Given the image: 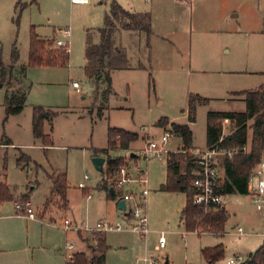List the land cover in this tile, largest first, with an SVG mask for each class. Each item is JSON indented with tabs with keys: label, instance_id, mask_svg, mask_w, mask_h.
<instances>
[{
	"label": "rangeland",
	"instance_id": "1",
	"mask_svg": "<svg viewBox=\"0 0 264 264\" xmlns=\"http://www.w3.org/2000/svg\"><path fill=\"white\" fill-rule=\"evenodd\" d=\"M117 1L126 10L149 12L152 35L149 39L144 33L138 36L117 34L118 42L126 47L130 64L141 62L147 70L115 71L109 99L104 103L102 97L95 99L94 85L85 74L86 47L88 40L100 43L99 29L104 25L113 0H90L88 4H73L70 0H38L37 3L0 0V50L6 70L4 77H0V181L7 180L17 196L16 201L30 202L37 216H48L53 222L47 224L22 215L23 218L1 219L0 264H65V245L79 244L77 232L62 227L63 219L70 218L68 215L87 220L94 226L112 208L114 214L110 219L122 220L123 213L118 208L120 191L117 197H108V189L99 187L103 184V174L93 163L94 158L108 157L104 149L109 127L140 136L128 151H114L110 156H124L128 163L130 153L139 155L135 163L147 172L150 193L146 212L150 229V224L155 222L156 232L151 229L152 234L149 233L146 240L128 229L106 232L107 242L112 246L106 264H134L148 255L157 256L162 263L168 258L171 264H208L202 250L218 244L225 246V256L213 264H226L236 255L249 257L263 244L258 214L250 195L226 196L230 217L224 233L187 232L180 222L186 194L159 190L166 179L167 154L144 160L142 153L148 141H160L167 133H171V137L166 149L173 153L183 149L182 138L173 132L170 121L188 124L193 131L194 148L205 149L209 111L246 110L245 95L236 92L252 91L264 85V0ZM32 26L43 38L56 35L69 42L67 67L27 66ZM66 29L69 35L64 33ZM14 46L20 58L11 78ZM22 66H26L25 71ZM74 81L79 83L81 91L73 87ZM10 84L26 92L21 130L19 122H5L4 105ZM190 95L208 99L207 103L197 104L194 123L188 120ZM33 106L58 113L45 130L52 132L53 147H44L33 135ZM98 108H102V116L98 115ZM162 118L167 125L158 124ZM251 124L252 121L249 126ZM223 127L225 136L234 130L228 120L223 122ZM5 134L15 142L14 147L1 146L2 142H7ZM251 138L252 129L249 128L248 151ZM22 153L28 158L18 161ZM53 171L67 173L69 203L54 198L47 205L37 207L49 195L47 175ZM82 181L92 193L90 201L86 199V190L78 187ZM26 193L31 201L20 198ZM0 214L19 215L15 200L7 201ZM57 217L63 219L54 223ZM239 227L247 235L238 234ZM161 232L167 239L165 249L158 243ZM13 235L22 237V249L21 245L13 244L10 246L12 252L6 250L4 243ZM28 239L30 249L23 248ZM43 242L45 247H41ZM141 242L144 248L140 247ZM59 249L62 255H58ZM14 255L20 258L10 262Z\"/></svg>",
	"mask_w": 264,
	"mask_h": 264
},
{
	"label": "trees",
	"instance_id": "2",
	"mask_svg": "<svg viewBox=\"0 0 264 264\" xmlns=\"http://www.w3.org/2000/svg\"><path fill=\"white\" fill-rule=\"evenodd\" d=\"M38 0H32L37 3ZM119 30H127L138 33H144L150 39L152 35V18L149 12H131L124 9L119 3L113 1L110 12L105 17L103 27L99 29L100 43L93 44L88 40L86 47L85 74L94 85L95 99L102 97L103 102H107L111 93L113 70L129 69L131 64L126 51L116 43V34ZM55 40L42 39L35 31V27L30 29V44L27 66L29 67H67L70 62L69 44L65 47L55 45ZM148 48L150 44L148 43ZM20 58L19 52L14 46L11 55L10 76L13 77V71ZM23 71L26 66L21 67ZM137 68H145L139 64ZM5 66L2 61V52L0 50V77L5 75ZM12 82V81H11ZM10 82V83H11ZM25 90L16 88L10 84L5 99L6 119L10 115L19 114L24 110L26 102ZM236 94L245 95L246 110L243 112L228 111H209L207 113V147L211 148L220 145L226 148L243 147L248 144V130L252 129L251 147L247 153L240 152L231 159H224L222 167L225 173L222 182L221 191L226 196L231 194H248V179L256 164L261 160L264 152V85L256 90L236 92ZM207 103V98H201L197 95H190L188 99V120L190 123L196 121L197 104ZM98 115L102 116V108H98ZM58 115L56 111L43 106L33 107L32 127L35 138L42 141L43 146L48 148L53 146L52 137L45 133L44 126L46 122H51ZM162 118L158 124L167 125ZM228 120L233 124V132L225 136L223 122ZM252 124L249 126V122ZM172 130L179 135L183 141V149H191L193 145V131L188 124H172ZM140 139L138 133L127 131L122 128L109 127L107 131V147L104 153L107 168L102 171L103 179L99 185L101 188L108 189V196L117 197L119 190L114 186V171L125 164L126 157H111L110 153L114 151H128L132 143ZM7 139L6 143L10 144ZM131 154V153H130ZM130 160L136 161L139 155ZM28 158L22 153L20 161ZM185 159V160H184ZM186 155L182 153L170 152L167 155V179L162 184L161 189L167 192H181L186 194V204L182 212V219L185 223L187 232H196L198 235L211 232L222 234L225 232L226 224L230 215L227 210L220 213L205 212L201 208L193 205L191 197L187 192L188 186L192 180L191 164L186 162ZM185 162L183 165L182 162ZM184 168V170H183ZM51 180V188L46 198V205L51 199L59 198L63 203H68V192L70 185L66 173L53 171L48 175ZM114 189V193L111 192ZM89 196V191H86ZM22 200L30 198L29 193L20 196ZM10 186L7 183H0V203L16 200ZM87 243L91 256L85 252L74 254V261L66 264H106V255L110 249L107 244L105 233H92L83 238ZM94 242V244L92 243ZM202 254L209 264H213L225 256V246L218 244L213 247H207L202 250ZM244 264H264V244H262L254 253L250 254Z\"/></svg>",
	"mask_w": 264,
	"mask_h": 264
},
{
	"label": "built area",
	"instance_id": "3",
	"mask_svg": "<svg viewBox=\"0 0 264 264\" xmlns=\"http://www.w3.org/2000/svg\"><path fill=\"white\" fill-rule=\"evenodd\" d=\"M150 2L151 0H147ZM73 4H88L90 0H71ZM66 35L70 34L69 30H64ZM59 47L67 46L66 41H56ZM73 87L80 90L77 81L72 82ZM171 133L164 134L160 141L151 140L145 145L142 153V159L148 160L150 157H158L162 154H169L165 147ZM186 155V162L191 164L192 180L188 186L187 192L191 197L193 205L201 208L206 213H220L226 210V195L221 191L222 182L225 173L222 167L224 159H231L240 152L247 153V145L243 147L226 148L219 144L211 148H191L177 151ZM85 179H89L85 176ZM114 186L120 191V201L125 200L126 209L123 210L122 220L108 221L100 220L96 225L91 226L88 222L83 221L77 224L72 218H65L62 221V227L66 231L89 232V233H106L108 231L131 230L140 237L146 239L150 233L149 220L147 216V199L150 193L149 180L147 172L139 164L129 160L114 171ZM80 188H86L84 182L79 183ZM248 195H250L254 208L258 214L261 227V236L264 244V152L261 160L256 164L248 179ZM90 196V194H89ZM15 208L19 215L29 219H36L37 216L30 202L23 204L16 201ZM56 223V222H54ZM197 233V231H196ZM238 234L247 235L242 227L238 228ZM159 247L166 248L167 239L164 232L159 236ZM76 244L74 242L65 245V257L67 262L74 261ZM70 252V253H68ZM248 257L236 255L229 258L226 264H244ZM134 264H163L155 255H148L139 258Z\"/></svg>",
	"mask_w": 264,
	"mask_h": 264
},
{
	"label": "crops",
	"instance_id": "4",
	"mask_svg": "<svg viewBox=\"0 0 264 264\" xmlns=\"http://www.w3.org/2000/svg\"><path fill=\"white\" fill-rule=\"evenodd\" d=\"M71 1V0H70ZM113 1H116L117 3H119L117 0H113ZM90 3V2H89ZM120 4V3H119ZM27 5V3H23V6H26ZM121 5V4H120ZM122 6V5H121ZM123 7V6H122ZM124 8V7H123ZM128 11H130V10H128ZM131 12H140V13H145V12H147V11H145V12H141V11H137V10H134V11H131ZM118 33H124V34H127V35H130V36H138L137 34H141V33H138V32H133V31H127V30H119L118 32H117V34ZM117 34H116V43H117V45L119 46V47H121V48H123L125 51H126V47L125 46H123V44L122 43H120V42H118V40H117ZM40 36V35H39ZM41 37V36H40ZM42 39H46V40H51V39H54L55 40V45H56V41H58V40H60V41H66V40H61V39H58L57 37H56V35L55 36H52V37H50V38H43V37H41ZM67 42V44H69V42L68 41H66ZM57 46V45H56ZM126 53H127V51H126ZM141 62H139V63H135V64H131V68H129V69H121V70H123V71H129V70H135V71H145V70H147L146 69V67L145 68H142V69H139V68H137V66L140 64ZM115 71H119V70H113L112 72H111V77H112V75H113V73L115 72ZM112 84H113V78H112ZM17 88V87H16ZM18 88H21V87H18ZM9 89V88H8ZM77 89V88H76ZM112 90V89H111ZM77 91H81V90H78L77 89ZM5 106V105H4ZM34 107V106H33ZM25 108H26V106H25ZM25 108H24V110L21 112V113H19V114H15V115H10L7 119L5 118V122H10L11 120H14L13 122L15 123V122H19L18 123V125L20 126V120H22L21 118H23V112H25ZM6 109V108H5ZM32 116H33V109H32ZM14 118V119H13ZM7 123V124H8ZM47 123H49V122H46L45 123V126H44V131L46 130V125H47ZM173 123H175V122H172V121H170L169 122V125H172ZM172 127V126H171ZM20 128V130L22 129V127L20 126L19 127ZM191 128V127H190ZM53 129L54 128H51V131H53ZM192 130V129H191ZM32 131H33V127H32ZM45 133H46V131H45ZM46 134H48V135H50L51 137H52V140H53V136H52V132L51 133H46ZM6 136H7V134H5ZM34 135V134H33ZM7 139H9L10 140V144H3V142L1 143V146H6V147H14L16 144H15V142L11 139V137H9V136H7ZM42 142V141H41ZM135 143V142H134ZM53 144H54V140H53ZM133 144V143H132ZM131 144V145H132ZM42 145H43V143H42ZM54 146V145H53ZM53 146H51V147H53ZM48 148H50V147H48ZM49 174H51V173H48V175ZM67 174V173H66ZM47 175V176H48ZM48 179H49V177H48ZM166 179H167V172H166ZM166 179H165V181L162 183V184H164L165 182H166ZM50 180V179H49ZM7 183L8 184V182H7V180L5 179L4 181H0V183ZM83 182V181H82ZM81 183V182H80ZM162 184L160 185V188H159V190L160 191H162V192H166V193H168V194H172V193H181V192H167V191H163L162 189H161V186H162ZM9 185V184H8ZM51 185H52V183H51V180H50V184H49V192H50V188H51ZM70 185V184H69ZM10 186V188H11V185H9ZM78 187H79V184H78ZM80 188V187H79ZM81 189H83V190H86V191H89V194H90V196H86V199L87 200H92V198H93V196H92V193H91V191H90V189H88L87 187L86 188H81ZM12 190V189H11ZM15 195V194H14ZM16 196V195H15ZM17 197V196H16ZM109 197V196H108ZM46 198H47V196L45 197V199H44V202L43 203H41V205L40 206H37V207H41L44 203H45V201H46ZM30 199V201H31V198H29ZM15 202H16V200H15ZM5 203L6 202H3V203H0V212H2L3 210H4V206H5ZM69 203V202H68ZM185 204H186V202H185ZM35 207V206H34ZM185 207V206H184ZM118 208H119V204H118ZM34 209V212H35V214H36V216H37V212H36V210H35V208H33ZM69 212L71 213V207H69ZM120 209V208H119ZM111 210H113L112 208L111 209H109L108 211H106V213H105V215H104V217H102V218H100L96 223H95V225L100 221V220H108V221H117V219L116 220H111L112 219V214H114V211H111ZM121 210V209H120ZM227 210V212H228V214H229V211H228V209H226ZM122 211V213H123V210H121ZM23 216V215H22ZM68 217H70V218H72L70 215H68ZM107 217H109V219H110V217H111V219L109 220V219H107ZM4 218H23V217H21L20 215H13V214H8V215H3V214H0V220L1 219H4ZM27 218V217H26ZM29 219V218H28ZM58 219H63L62 217H57V218H55V222H57V220ZM73 219V218H72ZM30 220H41L42 222L44 221V222H46L47 224H50V223H53V222H50L49 221V217L48 216H45L44 218H42V217H39V216H37V218L36 219H30ZM77 224H81L83 221H86V222H88L87 220H78V219H76L75 217H74V219H73ZM119 220V219H118ZM180 222H183V224H184V227H185V223H184V221H183V219H182V215H181V217H180ZM89 223V222H88ZM43 224H45V223H43ZM90 224V223H89ZM46 225V224H45ZM151 225V229H152V231L151 232H156V225H155V222H153V224L151 223L150 224ZM149 228H150V226H149ZM150 229V230H151ZM186 229V228H185ZM76 232V231H75ZM130 233H134V232H131L130 231ZM76 234H78V235H76L77 236V238H78V240H79V244L76 246V250H75V253H77V252H85V253H87L88 254V256L90 255V254H92L91 253V251L88 249V246L86 245L87 243L83 240V238L81 239V237L84 235L85 237L87 236V235H91L92 236V233H89V232H77ZM106 234V233H105ZM134 234H136V233H134ZM150 234H152V233H150ZM161 234V233H160ZM141 240H144V238H142V237H140L138 234H136ZM106 236V235H105ZM44 238V237H43ZM147 239V238H146ZM145 239V240H146ZM6 240H8L7 242H8V244H7V242H6ZM107 240V239H106ZM21 241H22V237L20 236V235H13V236H11V237H9L8 239H5V246L4 247H6V250H10V251H12L11 249L12 248H10V246L11 245H13V244H15V245H21V246H19V247H21L20 249H22V244H21ZM29 239L26 241V243H25V246H24V244H23V248H27L28 247V249H30V247L28 246L29 245ZM93 244H94V242H92ZM44 242L42 243V246L41 247H45L44 245ZM107 244H108V242H107ZM52 246L53 245H55V243H52L51 244ZM85 245H86V247H87V249H85L86 247H85ZM109 245V244H108ZM167 245V244H166ZM57 246V245H56ZM110 246V245H109ZM140 247H142V248H144V244H143V242H141V245H140ZM111 248H112V246H110V250H111ZM33 249H35V248H33ZM165 249V248H164ZM23 251V250H22ZM13 252V251H12ZM90 252V253H89ZM108 253V252H107ZM58 255H62V251L59 249V251H58ZM22 256V255H21ZM91 256V255H90ZM8 258V257H7ZM7 258H5V260L7 259ZM20 258V256H18V255H14V258L10 261V262H16L18 259ZM108 262V254L106 255V263ZM9 263V262H8ZM66 264V263H65ZM169 264H171V262H170V260H169ZM209 264V263H208Z\"/></svg>",
	"mask_w": 264,
	"mask_h": 264
},
{
	"label": "water",
	"instance_id": "5",
	"mask_svg": "<svg viewBox=\"0 0 264 264\" xmlns=\"http://www.w3.org/2000/svg\"><path fill=\"white\" fill-rule=\"evenodd\" d=\"M0 86H1V84H0ZM130 156H131L132 158H134V157L137 156V154H136L135 152H132V153L130 154ZM105 162H106V158H104V157H97V158H94V159H93V163H94L96 169H97L98 171H100V172H102V171L104 170V164H105ZM111 192L114 193V192H115L114 189H111ZM119 208H120L121 210H125V209H126V203H125V200H121V201L119 202ZM163 264H169V259L167 258Z\"/></svg>",
	"mask_w": 264,
	"mask_h": 264
}]
</instances>
